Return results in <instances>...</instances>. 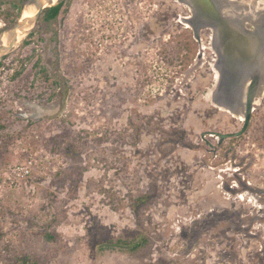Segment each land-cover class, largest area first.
<instances>
[{"label":"rangeland","instance_id":"1","mask_svg":"<svg viewBox=\"0 0 264 264\" xmlns=\"http://www.w3.org/2000/svg\"><path fill=\"white\" fill-rule=\"evenodd\" d=\"M29 5L0 0V31ZM64 8L0 58V264H264V104L211 134L243 120L216 95L208 29L184 0ZM116 13L125 38L99 50Z\"/></svg>","mask_w":264,"mask_h":264},{"label":"flooded vegetation","instance_id":"2","mask_svg":"<svg viewBox=\"0 0 264 264\" xmlns=\"http://www.w3.org/2000/svg\"><path fill=\"white\" fill-rule=\"evenodd\" d=\"M184 2L189 11L186 18H190L195 29L193 31L208 29V36L211 37L208 47L218 52L219 58L215 59V56L214 59L221 67L222 75L216 81V95L228 104L225 105L228 107L227 112L234 109L242 114L246 87L250 82L249 77H253L255 92L252 116L256 106L264 104L263 100L259 101L264 96V9L256 5V0ZM258 120L260 124L257 129L263 134L257 133V136L263 140L264 118Z\"/></svg>","mask_w":264,"mask_h":264},{"label":"water","instance_id":"3","mask_svg":"<svg viewBox=\"0 0 264 264\" xmlns=\"http://www.w3.org/2000/svg\"><path fill=\"white\" fill-rule=\"evenodd\" d=\"M61 0H56L55 3L60 2ZM50 0H26V3L33 4L34 9L31 14L25 17H19L10 28H3L0 31V58L8 53L20 40H22V37H25V35L31 31V29L34 27V25L37 23L38 18L42 14L43 10L53 4H49ZM18 32L21 33L22 37L20 40H18ZM8 36L7 40H3L5 36ZM3 40V41H2ZM217 56L216 59L219 58L218 52L216 51ZM216 69L218 71V78L220 79L222 75L221 67L218 66L216 61ZM249 84L246 87V94L244 98L243 103V122L242 126L235 132H217L213 131L211 134L216 135L218 137V141H222L225 138L229 137H237L242 135L248 126L252 108H253V100H254V92H255V81L253 77H249ZM217 85V84H216ZM218 87H216L217 89ZM217 91V90H216ZM218 104V103H217ZM203 136V135H202Z\"/></svg>","mask_w":264,"mask_h":264},{"label":"trees","instance_id":"4","mask_svg":"<svg viewBox=\"0 0 264 264\" xmlns=\"http://www.w3.org/2000/svg\"><path fill=\"white\" fill-rule=\"evenodd\" d=\"M64 4H65V0H61L58 3H55L53 5L46 7L42 12L43 18L45 20H52V19L56 18L61 11L65 10ZM32 33L33 32H31L30 35ZM26 42H28V40H26ZM23 61H24V59H21V62H23ZM35 63H36V65H39V60H37ZM1 64H2V62L0 61V65ZM40 69L44 72V67L40 66ZM17 73H19V71H17ZM1 117H2V114L0 113V118ZM4 127H5L4 123L0 124V128H4ZM46 238L51 239L52 236L46 235ZM108 241L109 240H107L106 242L103 241L102 244H106V243H108ZM114 242L117 243L119 245L120 249H122L124 251L137 252L146 246V244L148 243V240L144 235L143 236L139 235L138 237L128 239V240L119 238V239L115 240Z\"/></svg>","mask_w":264,"mask_h":264},{"label":"built area","instance_id":"5","mask_svg":"<svg viewBox=\"0 0 264 264\" xmlns=\"http://www.w3.org/2000/svg\"><path fill=\"white\" fill-rule=\"evenodd\" d=\"M106 13H108V12H106ZM125 18L126 17L123 18V15L118 16L117 13L113 17L111 15L109 17H107L105 14L104 22H102L104 28L101 27L102 29L99 32L97 30H95L96 34L93 36L94 40H96V42H98L97 45L99 46L98 47L99 50L104 49L106 46L111 45L115 41L124 40L123 38H125V34H123L124 33L123 26L126 25L125 24ZM107 20H108V22H107ZM113 20L116 21L118 26L125 24V25L121 26L122 32H118L119 30H117L118 29L117 26H115V24H112ZM85 32L88 33L89 30L86 29ZM112 33H113V35H112ZM82 35L85 36L87 34L82 33ZM111 35L113 37L118 38V39L111 40ZM108 37H110V39H108ZM81 39H83V38H81ZM30 163H31V161H30ZM19 169H20V171L18 172V174H21L22 176L26 175L30 171L29 167L27 165L19 167Z\"/></svg>","mask_w":264,"mask_h":264},{"label":"bare ground","instance_id":"6","mask_svg":"<svg viewBox=\"0 0 264 264\" xmlns=\"http://www.w3.org/2000/svg\"><path fill=\"white\" fill-rule=\"evenodd\" d=\"M54 2H56V0H50V2H49V4H53ZM33 8H34V6L33 5H29V6H27L26 7V9L24 10V13H23V15H22V17H25V16H28L29 14H31L33 11ZM21 33H19L18 32V40H20V38H21V36L22 35H20ZM7 38H8V36L6 35L5 37H4V39L3 40H7ZM2 40V41H3ZM216 70V69H215ZM216 74V76H215V80H217L218 79V71H216L215 72ZM239 116L241 117V114H239ZM242 119H243V115H242Z\"/></svg>","mask_w":264,"mask_h":264}]
</instances>
